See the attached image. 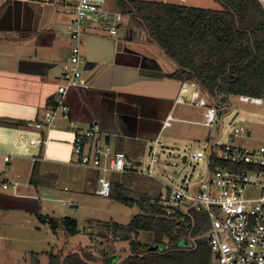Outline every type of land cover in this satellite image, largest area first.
Returning <instances> with one entry per match:
<instances>
[{"label":"crops","instance_id":"1","mask_svg":"<svg viewBox=\"0 0 264 264\" xmlns=\"http://www.w3.org/2000/svg\"><path fill=\"white\" fill-rule=\"evenodd\" d=\"M125 1L224 10L220 0ZM258 1L264 9V0ZM66 9L65 0H0V179L6 173L9 182L19 183L16 191L0 185V264H49V253L62 259L80 253L95 260L80 247L68 249L67 240L57 251L54 237L67 232L59 228L54 233L42 218L61 223L63 219L48 210V203L68 201L73 207L74 199L88 188L95 192L99 188L97 171L72 164L69 120L81 129L97 124L115 152L121 150L131 157L141 145L157 143L168 115L176 119L173 112L182 102V92L199 88L190 83L193 88L182 85L179 90L177 83L183 82L174 77L176 63L146 25L122 13L116 0H107L105 10L122 15L118 37L103 24L86 29L84 53L95 62L86 60L81 68L82 86L69 89L63 97L69 119L58 115L52 129L37 130L32 125L42 122L51 110L48 101L54 98L58 104L60 100L61 71L71 52L73 16ZM125 17L129 18L126 22ZM33 216L40 227L25 226Z\"/></svg>","mask_w":264,"mask_h":264},{"label":"trees","instance_id":"2","mask_svg":"<svg viewBox=\"0 0 264 264\" xmlns=\"http://www.w3.org/2000/svg\"><path fill=\"white\" fill-rule=\"evenodd\" d=\"M220 1L223 11L116 0L119 10L139 18L154 41L176 63L177 81L194 83L212 99L222 98V102L231 96L264 100V9L258 0ZM48 107L55 109L57 99H50ZM119 187L112 182L110 197L125 206L137 207L141 213L127 225L92 223L108 242L111 239L129 244L131 257L121 264H214L204 237L209 229L206 215L194 214L186 221L163 218L158 197H127ZM42 218L54 233L59 228L69 234L77 233L75 220L66 217L58 223ZM141 233L148 235L146 243L139 241ZM186 243H190L188 247L184 246ZM99 254L107 263L96 259L87 262L74 254L63 264H117L122 259L118 257L114 263L113 255L109 257L105 251ZM61 259L49 253V264H62Z\"/></svg>","mask_w":264,"mask_h":264},{"label":"built area","instance_id":"3","mask_svg":"<svg viewBox=\"0 0 264 264\" xmlns=\"http://www.w3.org/2000/svg\"><path fill=\"white\" fill-rule=\"evenodd\" d=\"M65 3L66 13L73 16L69 32L70 58L62 67L63 83L57 91L60 98L57 107L47 111L42 122L33 123L32 127L37 130L52 129L58 115L69 119V110L63 97L69 89L83 84L81 68L86 62V29L93 24H103L112 36L118 37V27L122 20L121 14L105 10L107 0H78L74 5L69 4L70 0H65ZM183 87L193 88L190 83H183ZM191 99L192 105L204 111L203 126L213 127L221 123L218 138L221 140L223 119L232 111L228 109V113L225 109L227 113L221 115L224 107L219 106H223L222 100L218 105L208 104L201 98L199 88H193ZM238 99L243 104H264V100L259 98L239 96ZM173 121V116L168 115L163 129ZM69 130L73 133L72 164L99 173V188L96 190L98 196H111L112 182L109 175L153 177L151 165L145 174L141 169L142 161H135L124 152H115L97 124L81 129L69 120ZM245 135L250 137L248 131L235 128L229 139ZM218 140L210 143L205 151H193L186 156V162L190 160L195 166L206 161V172L198 183L191 186L184 184L180 190L166 189L158 197L162 217L186 221L194 214L206 215L209 229L204 237L213 253L214 264H264V143L255 149L219 145L221 154L215 156L213 147L215 144L217 146ZM32 143L40 144L41 141L34 140ZM153 152L154 148H151L150 154ZM5 161L9 162L10 158L6 157ZM6 176L5 173L0 179L1 187L16 191L19 183L9 182Z\"/></svg>","mask_w":264,"mask_h":264},{"label":"rangeland","instance_id":"4","mask_svg":"<svg viewBox=\"0 0 264 264\" xmlns=\"http://www.w3.org/2000/svg\"><path fill=\"white\" fill-rule=\"evenodd\" d=\"M127 21V17H125ZM124 18V19H125ZM99 30H90L91 33H98ZM70 57V56H69ZM83 68V66H82ZM202 99L210 104L209 95L199 89ZM192 91L184 90L180 96L182 103L175 107L173 112L175 121L160 133L157 143L148 146L141 145L131 158L135 161H142L141 169L146 174V169L152 166L153 177L147 178L135 175L112 174L108 178L112 182L120 185L119 191L132 198L148 196L152 199L165 193L166 189L180 190L184 184L194 185L201 180V176L206 172V161H202L195 166L191 161L183 162V158L193 151H205L210 143H214L219 138L221 123L213 127L203 126L202 109L192 105ZM222 99V98H221ZM221 105L231 108V114L223 119L222 139L218 140L213 147L215 156L221 154L219 145L228 144L235 147L255 149L264 143V104L262 106L243 104L238 97L226 98ZM227 108L222 109L224 115ZM235 128H243L250 132V137L238 136L229 139ZM150 148L154 152L150 154ZM180 174L178 178L176 175ZM65 186H62V189ZM76 205L71 207L68 201L48 203V210L55 211V215L62 219L68 217L77 223V233L58 235L54 237V245L57 251L60 249L62 241L67 240V248L80 247L84 251L95 256L99 263H107L99 254L105 251L112 259L115 257L125 258L129 255V244L126 242H108L107 238H102L98 228L92 221L116 222L127 225L138 214L137 207H128L114 200L113 197L105 198L98 196L95 190L88 188L81 198L74 199ZM24 222L27 227L39 226L36 217H30ZM83 229V231H81ZM36 230V229H33ZM46 230L43 229L42 235ZM139 241L146 243L148 235L141 233ZM87 246V247H86ZM114 263L115 259L112 260Z\"/></svg>","mask_w":264,"mask_h":264},{"label":"water","instance_id":"5","mask_svg":"<svg viewBox=\"0 0 264 264\" xmlns=\"http://www.w3.org/2000/svg\"><path fill=\"white\" fill-rule=\"evenodd\" d=\"M93 39H94V37H92L90 40H88V42H87V46L90 44V42H92ZM125 47L128 48L129 45L126 44ZM125 47H124L123 50H125ZM129 48H130V47H129ZM86 60H87V62H95V61H93V60H90V59L88 58V56H87ZM141 67H142V68H145V69L148 68L147 66H145V65H143V64L141 65ZM157 69H158V71H159V70L161 71V68L158 67ZM182 85H183L182 83H181V84H180V83H177V88H179V90H180V89L182 88ZM220 102H221V99H218V100L213 99V101H212L213 105H218ZM219 107H224V108H227V109L231 110V108H229V107L226 106V105H224V106H219ZM106 141H107V140H106ZM183 162L186 163V157L183 158ZM179 176H180V174H177V175H176V178H178ZM191 242L194 243V240H192ZM189 244H190V243H186V244H184V246L188 247ZM155 249H157V248H155ZM160 249H161V248H160ZM77 255H79L81 258H83V259L86 260L87 262H91V261H89L90 259L84 257L82 254L77 253ZM129 257H131V255L127 256V257L124 258V259H122V260L119 261L117 264H121L123 261H125V260H126L127 258H129ZM66 258H67V257H64V258L61 260L62 264L64 263V261H65Z\"/></svg>","mask_w":264,"mask_h":264}]
</instances>
